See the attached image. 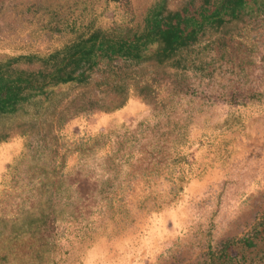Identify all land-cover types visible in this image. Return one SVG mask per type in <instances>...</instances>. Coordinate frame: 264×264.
<instances>
[{
  "label": "rangeland",
  "instance_id": "1",
  "mask_svg": "<svg viewBox=\"0 0 264 264\" xmlns=\"http://www.w3.org/2000/svg\"><path fill=\"white\" fill-rule=\"evenodd\" d=\"M157 1L0 0V58L143 25ZM224 42L202 70L172 69L150 104L134 95L64 126L55 159L73 187L47 264H213L208 253L229 239L239 253L229 264H264V95L253 96L264 91V14ZM25 141L0 143V211L34 185Z\"/></svg>",
  "mask_w": 264,
  "mask_h": 264
},
{
  "label": "trees",
  "instance_id": "2",
  "mask_svg": "<svg viewBox=\"0 0 264 264\" xmlns=\"http://www.w3.org/2000/svg\"><path fill=\"white\" fill-rule=\"evenodd\" d=\"M253 14H264V0H159L143 25L95 27L46 53L0 58V143L25 138L34 183L15 211H0V264H47L58 249L55 229L69 211L73 185L55 155L71 119L120 109L134 95L150 104L172 69L176 75L202 70L203 53L225 46ZM236 242L229 239L207 256L229 264L239 255Z\"/></svg>",
  "mask_w": 264,
  "mask_h": 264
},
{
  "label": "crops",
  "instance_id": "3",
  "mask_svg": "<svg viewBox=\"0 0 264 264\" xmlns=\"http://www.w3.org/2000/svg\"><path fill=\"white\" fill-rule=\"evenodd\" d=\"M73 121H75V120H73ZM0 178H1V173H0Z\"/></svg>",
  "mask_w": 264,
  "mask_h": 264
}]
</instances>
